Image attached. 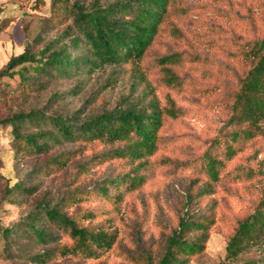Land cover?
Here are the masks:
<instances>
[{"label": "trees", "instance_id": "obj_1", "mask_svg": "<svg viewBox=\"0 0 264 264\" xmlns=\"http://www.w3.org/2000/svg\"><path fill=\"white\" fill-rule=\"evenodd\" d=\"M173 0H52L50 22L64 25L54 37L38 34L24 51L13 55L0 68V101L14 106L0 115V127L10 128L14 159L29 161L23 179L10 183L4 176L0 203L23 206L28 211L17 222L5 226L0 218V240L6 259L22 264H85L102 258L118 243L119 232L111 218L97 222L98 210H74L92 193L115 207L127 193L140 189L146 180L150 159L158 152L161 131L167 119L181 111L168 95L162 104L147 79L143 63L172 12ZM52 20V21H51ZM50 23V24H51ZM174 34L179 30L172 29ZM235 58L243 59L237 84L224 87L229 111L221 154L206 153L208 182L188 192L184 213L165 237L157 254L141 249L131 257L136 264H191L203 253L216 223L213 206L196 210L194 204L212 195L226 161L244 150V140L263 134L264 129V33L243 46ZM209 67L213 59L194 56ZM184 55L174 52L157 58L163 82L176 91L187 85L177 70ZM130 65L133 80L129 93L111 108L70 109L66 99L77 94L83 82L51 93L43 105L29 104L37 95L61 80L78 79L109 67ZM204 73L211 74L204 68ZM224 84V86H222ZM143 86V88H141ZM65 144H100L103 149L81 162L77 170L90 171L98 164L121 160L132 166L126 173L102 178L94 187L40 194V182L64 171L76 157L71 149L55 152ZM86 196V197H85ZM34 198V200L31 199ZM264 232V194L254 210L241 218L228 238L226 258L238 260Z\"/></svg>", "mask_w": 264, "mask_h": 264}, {"label": "rangeland", "instance_id": "obj_2", "mask_svg": "<svg viewBox=\"0 0 264 264\" xmlns=\"http://www.w3.org/2000/svg\"><path fill=\"white\" fill-rule=\"evenodd\" d=\"M52 0H0V68L13 55L22 53L28 41L38 34L54 38L64 25L50 22ZM52 21V20H51ZM51 23V24H50ZM179 30L174 34L172 29ZM264 33V0H173L172 12L143 63L147 79L155 87L162 104L170 95L181 111L177 119H167L161 131L158 152L150 159L144 185L127 193L118 207L93 193L81 203L74 202L70 211L98 210L97 222L111 218L118 230L116 246L103 258V264H136L132 256L148 250L155 254L163 248L165 237L177 225L188 200V192L196 191L208 182L205 171L206 153L221 154L229 111L220 80L232 86L243 71V59L233 55ZM181 52L183 65L177 70L184 74L187 85L182 91L168 87L162 80L157 58ZM208 54L210 67L198 61ZM130 65L109 67L78 79L61 80L37 95L29 104L43 105L51 93L69 89L77 80L82 89L70 95L65 103L70 109L101 111L119 102L129 93L133 80ZM204 68L211 74L204 73ZM224 86V84L222 85ZM143 88V86H141ZM14 106L0 101V115ZM264 129V123L261 124ZM10 128L0 127V196L5 178L14 183L25 177L29 161H16L11 150ZM244 150L226 161L219 173V182L212 195L200 197L193 205L196 210L213 206L216 223L203 253L191 264H264V232L260 239L238 260L226 258L227 241L237 222L254 210L264 194V133L244 140ZM71 149L76 157L62 172L40 182V194L56 196L61 191L94 187L102 178L126 173L132 166L121 160L98 164L90 171L78 172L77 167L92 154L103 149L100 144H65L55 152ZM34 200V198L31 199ZM23 206L0 203V218L5 226L17 222L28 211ZM88 261L85 264H97ZM0 264H22L19 259H6L0 240Z\"/></svg>", "mask_w": 264, "mask_h": 264}]
</instances>
